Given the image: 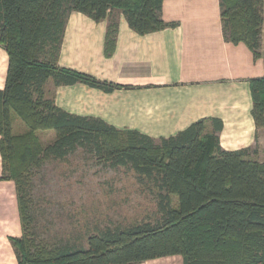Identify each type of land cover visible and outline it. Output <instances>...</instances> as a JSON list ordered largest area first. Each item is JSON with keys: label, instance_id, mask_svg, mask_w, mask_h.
<instances>
[{"label": "trees", "instance_id": "1", "mask_svg": "<svg viewBox=\"0 0 264 264\" xmlns=\"http://www.w3.org/2000/svg\"><path fill=\"white\" fill-rule=\"evenodd\" d=\"M163 0H0V45L8 55L0 90L1 179L15 184L22 236L11 238L18 264H136L179 255L183 264H264V162L248 149L219 145L220 120L191 124L168 138L120 132L101 119L57 107L46 83H82L111 92L128 88L58 66L63 33L72 11L106 20V54L123 14L139 34L165 27ZM223 36L260 58L263 0H219ZM256 130L264 128V74L249 80ZM18 119L26 131L13 133ZM53 130L41 147L37 131ZM257 138V135H256ZM82 151L102 166L131 170L157 190L155 222L99 230L87 247L62 238H39L30 211L32 169L47 159Z\"/></svg>", "mask_w": 264, "mask_h": 264}, {"label": "crops", "instance_id": "2", "mask_svg": "<svg viewBox=\"0 0 264 264\" xmlns=\"http://www.w3.org/2000/svg\"><path fill=\"white\" fill-rule=\"evenodd\" d=\"M161 18L163 29L139 34L118 14L115 42L107 55V21L72 11L58 66L128 88L105 92L82 83L56 86L48 80L46 90L55 105L72 115L101 119L117 131H136L156 140L175 136L202 119L210 131L211 119H217L222 123V149H248L251 157L264 162V128L256 130L249 86L251 78L264 74V0L261 56L256 59L245 44L225 40L219 0H163ZM7 66V52L0 45V90ZM22 233L15 184L0 178V264H18L10 239ZM136 264L183 262L173 255Z\"/></svg>", "mask_w": 264, "mask_h": 264}, {"label": "rangeland", "instance_id": "3", "mask_svg": "<svg viewBox=\"0 0 264 264\" xmlns=\"http://www.w3.org/2000/svg\"><path fill=\"white\" fill-rule=\"evenodd\" d=\"M25 131L14 119L13 133ZM35 134L41 147L55 137L49 130ZM30 179V211L39 238H62L87 247L86 238L99 230L159 218L155 187L140 182L131 170L105 168L81 152L66 160L43 161L40 168L32 169Z\"/></svg>", "mask_w": 264, "mask_h": 264}]
</instances>
